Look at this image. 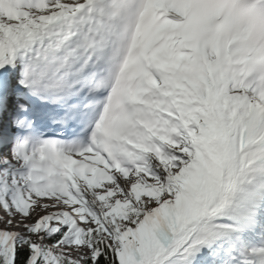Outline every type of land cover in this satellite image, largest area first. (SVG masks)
<instances>
[{"label":"snow or ice","instance_id":"snow-or-ice-1","mask_svg":"<svg viewBox=\"0 0 264 264\" xmlns=\"http://www.w3.org/2000/svg\"><path fill=\"white\" fill-rule=\"evenodd\" d=\"M0 264H264V0H0Z\"/></svg>","mask_w":264,"mask_h":264}]
</instances>
